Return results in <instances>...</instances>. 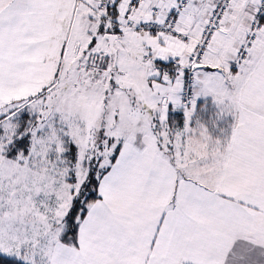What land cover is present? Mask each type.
Wrapping results in <instances>:
<instances>
[{
	"label": "snow or ice",
	"instance_id": "1",
	"mask_svg": "<svg viewBox=\"0 0 264 264\" xmlns=\"http://www.w3.org/2000/svg\"><path fill=\"white\" fill-rule=\"evenodd\" d=\"M0 264H264V0H0Z\"/></svg>",
	"mask_w": 264,
	"mask_h": 264
}]
</instances>
